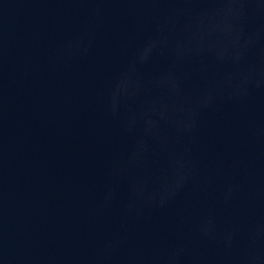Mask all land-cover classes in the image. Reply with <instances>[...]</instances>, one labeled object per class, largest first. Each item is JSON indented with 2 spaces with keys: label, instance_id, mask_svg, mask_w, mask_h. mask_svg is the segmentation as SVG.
Segmentation results:
<instances>
[{
  "label": "water",
  "instance_id": "1",
  "mask_svg": "<svg viewBox=\"0 0 264 264\" xmlns=\"http://www.w3.org/2000/svg\"><path fill=\"white\" fill-rule=\"evenodd\" d=\"M0 264H264V0H0Z\"/></svg>",
  "mask_w": 264,
  "mask_h": 264
}]
</instances>
